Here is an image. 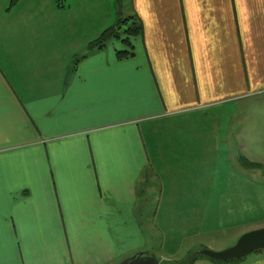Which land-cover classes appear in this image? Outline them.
<instances>
[{"label": "crops", "instance_id": "0c3cea01", "mask_svg": "<svg viewBox=\"0 0 264 264\" xmlns=\"http://www.w3.org/2000/svg\"><path fill=\"white\" fill-rule=\"evenodd\" d=\"M12 1L0 0V264H162L264 227V194L257 212L222 200L228 129L191 127L250 118L236 133L264 145V111H224L264 100V0H132L134 55L111 41L74 62L122 12L97 34L88 0ZM251 255L243 264H264Z\"/></svg>", "mask_w": 264, "mask_h": 264}, {"label": "rangeland", "instance_id": "374dc122", "mask_svg": "<svg viewBox=\"0 0 264 264\" xmlns=\"http://www.w3.org/2000/svg\"><path fill=\"white\" fill-rule=\"evenodd\" d=\"M62 1L64 4H66L69 7L70 5H73L75 1L78 0H62ZM88 1L90 2V6H91V16H95L97 18V34L100 33L99 27L101 21L105 24V26H107L106 16L109 15L111 12L114 13V16L117 15V18L121 14V12L123 13L122 16L123 19L129 17H137V22L143 26L142 20L139 18L140 17L139 14L137 15L134 9L132 0H88ZM75 8L73 9V11H75ZM77 11L79 14H83L84 5L83 6L80 5ZM77 11H75V13ZM133 22H135V20H130L129 24L132 25ZM128 27L129 26H126L124 29H127ZM141 37L139 38V40L141 39ZM112 42H114L117 46H119L117 50L122 49L119 43L120 41L114 40ZM88 44L87 45L85 44L86 48L84 46L80 51H78L73 56L72 62H74L75 60L76 61L79 60L85 54V52H87ZM226 110H230V111L238 110L242 112L251 111V113L264 111V100L239 101L233 106H227L226 109H224V111ZM193 118L194 120L192 121L191 127H206L214 130V132L218 129H225V128L228 129L227 132H229V134H225L227 138L225 142L227 156L224 155V159L219 160V165H221L226 172V183H225L226 196L222 200L227 201L229 205H232V203L235 206L236 204H241L242 206H246L247 208L257 212L259 210L258 207L259 203L257 198H255L254 194H264V174L259 173L263 175V177L260 178L256 176H250L249 174L254 175V172H259L262 167H249V166L250 163L252 162L261 164L262 166L264 165V145L261 143L254 144V142L251 143L249 140V138H253V137L254 139H258L261 138V136H253L250 134L241 136L238 135V133H236L237 130L243 129L242 125H239L240 123L255 122L256 120H252L250 118L242 119V120L237 118L231 119L227 114H225L224 117H220L219 114L218 117L216 112L214 113L213 117L210 118L209 120H203L199 116H194ZM183 125H190V121L184 120ZM258 127H259L258 125L254 126V128H258ZM214 132H209L206 138L204 139L203 143L208 144V140L212 139V137H217V135L212 134ZM216 144L217 143L209 145L210 149H214L213 146H215ZM238 168H240V170H238ZM203 182L206 185L205 194H208L209 192L208 188L211 185V183H209L208 181H203ZM253 226L254 225L251 224L237 225L232 227L229 232L226 231L223 233H219L217 240H215L214 238L205 237L202 240V242L209 246L212 243H217L218 244L217 248L215 250H210V251L215 253L223 252L234 247L237 244V242L241 239V237L244 236L245 234L261 229V228L249 229V227L252 228ZM198 251L200 250L192 251L189 253H193L194 255ZM187 255L185 257H182V259L186 258ZM251 256H248L247 258H245L242 261H239L238 263L235 262V263H219V264H243L245 261L250 260ZM180 259L181 258L176 257L170 261H177ZM199 260H209V259L206 257H201L199 258Z\"/></svg>", "mask_w": 264, "mask_h": 264}, {"label": "trees", "instance_id": "16d2710c", "mask_svg": "<svg viewBox=\"0 0 264 264\" xmlns=\"http://www.w3.org/2000/svg\"><path fill=\"white\" fill-rule=\"evenodd\" d=\"M17 1L18 0H13L12 2L16 3ZM130 20H135V22L130 25ZM125 25L129 27L124 29L126 27ZM142 31L143 28L141 24L137 22V17L120 18L114 26L105 29L96 40L88 44L87 52L103 49L109 42L116 40L120 41L125 47V50L117 52L118 57L127 58L134 55L135 41L142 35ZM249 167H262V165L252 162ZM198 260L199 258L193 257V253H189L186 258L177 261H166L164 264H196ZM235 262L238 263L239 261H232L229 263Z\"/></svg>", "mask_w": 264, "mask_h": 264}, {"label": "water", "instance_id": "95a60500", "mask_svg": "<svg viewBox=\"0 0 264 264\" xmlns=\"http://www.w3.org/2000/svg\"><path fill=\"white\" fill-rule=\"evenodd\" d=\"M259 251H264V227L245 234L234 247L226 251L215 253L208 249H202L196 252L193 257H206L213 262L229 263L244 260ZM124 264H160V260L154 255L139 254Z\"/></svg>", "mask_w": 264, "mask_h": 264}]
</instances>
